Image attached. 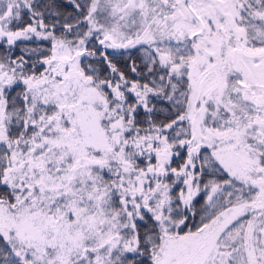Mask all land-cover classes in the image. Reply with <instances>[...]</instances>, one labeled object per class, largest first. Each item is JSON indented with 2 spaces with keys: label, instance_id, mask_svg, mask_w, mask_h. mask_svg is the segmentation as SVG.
Instances as JSON below:
<instances>
[{
  "label": "snow or ice",
  "instance_id": "1",
  "mask_svg": "<svg viewBox=\"0 0 264 264\" xmlns=\"http://www.w3.org/2000/svg\"><path fill=\"white\" fill-rule=\"evenodd\" d=\"M0 264H264V0H0Z\"/></svg>",
  "mask_w": 264,
  "mask_h": 264
}]
</instances>
